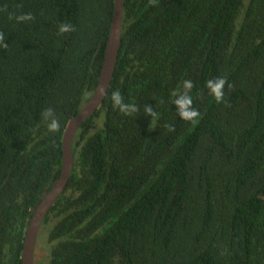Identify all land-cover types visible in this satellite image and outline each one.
<instances>
[{"label":"trees","instance_id":"trees-1","mask_svg":"<svg viewBox=\"0 0 264 264\" xmlns=\"http://www.w3.org/2000/svg\"><path fill=\"white\" fill-rule=\"evenodd\" d=\"M113 6L0 0V264H21L31 215L60 173L67 122L97 85ZM23 13L34 19H9ZM62 23L75 31L58 35ZM218 77L222 104L204 87ZM184 80L195 123L171 103ZM114 90L139 111L115 109ZM72 157L37 238L46 232L47 258L34 264H264V0H125L110 86Z\"/></svg>","mask_w":264,"mask_h":264},{"label":"water","instance_id":"water-1","mask_svg":"<svg viewBox=\"0 0 264 264\" xmlns=\"http://www.w3.org/2000/svg\"><path fill=\"white\" fill-rule=\"evenodd\" d=\"M124 3L125 0H114L112 21L97 85L82 109L67 122L62 137L60 173L58 179L41 198L31 215L24 236L21 264H34L37 238L42 223L56 201L64 193L72 173L74 137L78 129L100 108L106 97L120 47ZM100 90H103L102 94Z\"/></svg>","mask_w":264,"mask_h":264},{"label":"clouds","instance_id":"clouds-1","mask_svg":"<svg viewBox=\"0 0 264 264\" xmlns=\"http://www.w3.org/2000/svg\"><path fill=\"white\" fill-rule=\"evenodd\" d=\"M150 3L153 6L156 3V0H150ZM9 19H15L17 23H24L29 22L34 19L31 13H23L20 15L13 16L9 14ZM75 31V27L68 23H62L58 25L57 33L58 35H63L65 33H69ZM8 45L5 42V36L3 32H0V48H7ZM227 83L226 77H218L212 78L206 81L205 88L210 96H212L217 104L225 103V92L224 88ZM231 88V85H228ZM193 88V83L191 80H184L180 89L174 91L172 93L173 99L171 103L176 108V115L184 120L190 122H197L198 118L200 117V113L193 107V98L191 95V90ZM101 94L103 90H100ZM110 100L112 106L115 109H118L120 113L124 114L125 116L132 115L139 111L138 107L133 103H126L124 97L121 95L119 90H114L111 93ZM144 114L151 117V121L155 120L158 116L153 110L152 106L144 105ZM42 117L46 122L47 131L49 133L55 134L56 132L60 131V121L56 118L54 114V110L52 108H46L43 113ZM171 129V126H169Z\"/></svg>","mask_w":264,"mask_h":264},{"label":"rangeland","instance_id":"rangeland-1","mask_svg":"<svg viewBox=\"0 0 264 264\" xmlns=\"http://www.w3.org/2000/svg\"><path fill=\"white\" fill-rule=\"evenodd\" d=\"M38 241H39V243H37V244L40 245V247L38 248V245H36L37 248L35 250V254H39L38 257H37V259L44 260V259L47 258V251L45 249L46 232H43L41 234L40 240L37 239V242Z\"/></svg>","mask_w":264,"mask_h":264}]
</instances>
